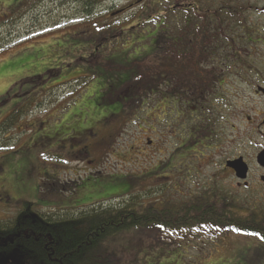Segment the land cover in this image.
I'll use <instances>...</instances> for the list:
<instances>
[{"label":"rangeland","instance_id":"1","mask_svg":"<svg viewBox=\"0 0 264 264\" xmlns=\"http://www.w3.org/2000/svg\"><path fill=\"white\" fill-rule=\"evenodd\" d=\"M126 1H116L115 6L121 7ZM227 1L230 2L205 1L203 6L214 2L217 7H228ZM153 3L166 21L158 14L157 27L152 30L150 25L154 22L126 33L106 32L109 37L95 54L87 48V40L99 28L71 30L68 11H62L65 20L59 27L44 28L48 23L46 16L40 25L43 31L23 35L18 29L9 39H5L6 33L2 34L0 123L26 99L34 101L16 128L0 136V219L10 217L11 209L20 200L37 202L45 208H70L108 200L118 203L121 198L114 196L140 192L146 197L144 204L138 206L143 211L157 201L188 199L205 189L210 192L219 188L220 194H231L229 179L217 177L216 172L235 155V128L242 132L252 129L251 140L264 141L257 128L263 122L261 97L253 95L254 88L246 87L243 96L257 107L248 110L254 121L251 125H246L245 120L233 122L223 110L213 106L218 105L217 100L208 102L218 116L216 137L210 136L205 145L190 149L187 131L179 125L166 124V100L162 97L168 90L163 79L167 71L165 60L170 56V44L165 47L169 32L173 31L172 37L177 36L175 46H182L185 53L195 52L196 35L192 28V33L183 30L179 36L174 32L178 24L183 28L185 17L182 15L178 24L175 16L174 20L172 16L168 18L164 10L172 1ZM233 4L241 5L238 0H233ZM227 12L225 18L218 19L217 32L226 30L235 40L215 46L211 60H252L261 68L263 59L251 53L253 46L246 40L247 13ZM18 18H12L11 27L22 26L20 14ZM5 23V19H0V29ZM53 23L51 20L50 25ZM152 67L160 75L158 83L153 73H146ZM141 74H145V82H140ZM238 82L228 73L220 91L234 93L232 85ZM138 95L146 96L147 101H135ZM215 142L217 146L213 147ZM194 154L205 157L201 156L198 175L190 177L191 167L199 163L193 159ZM178 180L182 190L174 191L170 185ZM233 211L250 222L252 213L264 217V203L255 210L238 205ZM136 230L112 240V248L122 258L117 264H264V238L256 234L191 236L158 228Z\"/></svg>","mask_w":264,"mask_h":264},{"label":"flooded vegetation","instance_id":"2","mask_svg":"<svg viewBox=\"0 0 264 264\" xmlns=\"http://www.w3.org/2000/svg\"><path fill=\"white\" fill-rule=\"evenodd\" d=\"M63 0H0V19H5L6 23L0 29V38L6 33L5 39H9L17 34V30L21 29L23 35L30 34V31H43L40 29L41 21L46 16L48 23L44 24V28L52 29L59 27L62 24V11L69 16V22L72 23L70 29H79L82 31L89 28H99V32L92 39L87 40V48L92 50V54L103 48L104 41L109 37L106 32L112 31L118 33H126L131 30L140 29L144 23L154 22L150 25V30L157 27L155 20L158 14L164 16L160 11L156 10L154 0H127L123 6H115L116 1L122 0H66L67 3L62 4ZM172 1V5L164 10L176 23L180 22V18L184 15V26L179 24L176 26L175 33L183 30L195 33V43L193 50L195 52L185 53L182 46H175L177 36L172 37V32H169V38H166L165 47L169 49V58L167 62V71L178 69L179 74L173 75L166 79L167 92L163 94L166 99V124L174 127L181 126L186 130L188 135L193 134L192 138L196 139L194 148L200 144L205 145L204 141L210 140V136H215V130L218 123V116L215 117L212 108L208 102L214 103L218 101V107L225 112V115L233 120H245L246 125L254 124L252 117L247 114L248 110H255L251 102L246 100L243 95L247 89L254 88L251 92L256 97H261L263 110V122L258 128V132L264 139V0H250L246 3V8L243 10L248 15L246 20V40L247 43L253 46L251 53H257L261 60V68L254 65L252 60H211V55L215 53V46L218 44L234 42L233 34L227 33L226 30L217 32V21L221 11V6L217 7L214 2H209L205 7L203 3L213 0H165ZM226 7L231 15L238 13L237 6L233 4V0H229ZM149 2V3H148ZM205 2V3H206ZM237 2V0H236ZM68 5V6H67ZM183 5V6H182ZM149 11V18L143 19V15ZM226 9V10H227ZM131 12V14H128ZM21 15V27L12 26V18ZM165 18V16H164ZM51 20L54 22L50 25ZM166 21V18H165ZM49 24V25H48ZM18 26V25H17ZM170 26V23H169ZM52 32V30H49ZM232 33L234 30H232ZM191 32V33H192ZM171 33V34H170ZM179 42V41H178ZM86 45V46H87ZM176 51V49H179ZM258 50V51H256ZM183 55V57H182ZM210 56V60H207ZM213 58V57H212ZM181 59V60H180ZM187 59V60H185ZM190 59V60H189ZM184 61H187L186 63ZM154 77L157 74L152 67ZM228 73L233 74L238 83L233 86L234 93L220 91V87L226 81ZM167 74V72H166ZM175 76V77H174ZM256 80V84L252 83V79ZM218 84V86H216ZM246 85V86H245ZM176 96L184 97V104L179 106L175 100ZM192 99V103L190 100ZM209 99V100H208ZM209 112V114L207 113ZM247 116L245 117V115ZM234 127V126H233ZM235 134L232 136V143L235 148V155L225 160L222 168L216 172L217 177L229 179V189L231 194H220L219 188H213V191L208 189L203 190L210 194V199L222 204L223 207L234 210L238 205L246 208H260L264 203V161L260 160V155L264 153V141L255 142L251 140L254 133L253 130L242 132L235 128ZM176 132V131H175ZM209 135H208V134ZM242 137L245 140H242ZM217 143H213V147ZM210 146V147H212ZM193 159L198 161L196 165L191 167L189 171L190 177L198 175L199 166L202 164V157L205 154H194ZM208 156V155H207ZM229 161H240L244 170L240 173L233 166H229ZM235 166V165H234ZM190 178L188 182H190ZM195 185V184H193ZM174 191H181V183L170 185ZM189 191L193 189L188 187ZM215 194V195H214ZM192 196V195H191ZM190 196V197H191Z\"/></svg>","mask_w":264,"mask_h":264},{"label":"trees","instance_id":"3","mask_svg":"<svg viewBox=\"0 0 264 264\" xmlns=\"http://www.w3.org/2000/svg\"><path fill=\"white\" fill-rule=\"evenodd\" d=\"M244 1L238 0L239 13L246 8ZM220 9L219 18H225L227 8L221 4ZM164 72L167 74L163 80L169 79L173 72V75L180 73L178 69ZM146 73L150 76L152 68ZM139 80L145 82V74H141ZM149 88L151 91V85ZM33 99L23 101L0 123V136L16 128L22 116L30 111ZM145 99L146 96L138 95L135 101L146 102ZM175 100L179 106L184 104V97L176 96ZM192 135L190 133L191 140L187 141L190 149H194L196 142ZM113 198L121 200L70 208H45L37 202L20 200L18 206L11 209L10 217L0 219V264H117L118 258H122L112 248V240L136 229L158 228L191 236L245 232L264 238V217L256 212L251 214L250 222L239 218L233 210L211 200L207 192L193 194L188 199L157 201L143 211L138 210V206L144 204L146 197L140 192Z\"/></svg>","mask_w":264,"mask_h":264},{"label":"water","instance_id":"4","mask_svg":"<svg viewBox=\"0 0 264 264\" xmlns=\"http://www.w3.org/2000/svg\"><path fill=\"white\" fill-rule=\"evenodd\" d=\"M260 160L261 161H264V153H262L261 155H260ZM229 166H233V167H235V169L240 173L241 171H243L244 170V168H243V166L241 165V163H240V161H229L228 163H227ZM235 165V166H234Z\"/></svg>","mask_w":264,"mask_h":264},{"label":"crops","instance_id":"5","mask_svg":"<svg viewBox=\"0 0 264 264\" xmlns=\"http://www.w3.org/2000/svg\"><path fill=\"white\" fill-rule=\"evenodd\" d=\"M1 60V59H0Z\"/></svg>","mask_w":264,"mask_h":264}]
</instances>
